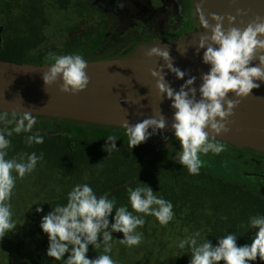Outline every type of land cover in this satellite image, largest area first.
I'll return each instance as SVG.
<instances>
[{
  "label": "clouds",
  "instance_id": "clouds-1",
  "mask_svg": "<svg viewBox=\"0 0 264 264\" xmlns=\"http://www.w3.org/2000/svg\"><path fill=\"white\" fill-rule=\"evenodd\" d=\"M205 2L200 0L196 5L200 26L206 30V34L199 38L196 52L199 54L201 49H206L203 63L211 67L202 74L199 98L195 76H190L179 91L167 82L165 67L181 80L190 75L174 66L167 45L151 47L146 53L149 58L159 57L165 62L159 70H151V76L156 80V88L162 98L166 94L172 101L171 107L175 111L171 127L181 146L177 152L178 163L187 168L191 175H199L204 167L205 161L201 155H219L226 151V145L217 137L231 131L228 127L230 117L235 115L241 100L249 97L253 89L260 88V84L255 81H264V17L257 15L245 27H237L236 16L246 14L242 9H237L236 16L217 13L206 15ZM225 20L228 22L227 28L224 26ZM255 60L259 64L251 66ZM45 68L47 70L43 72L42 78L46 88L58 84L61 92L78 95L91 82L86 71L88 61L80 54L58 55L49 52L45 57ZM230 93L236 99H230ZM36 123L37 116L31 112L12 110L10 118L9 110L0 109V125H4L0 127V240L17 226L12 219L14 212L11 204L17 179L23 180L30 175L38 162L44 159L43 153L37 155L35 152H24L9 158V149L12 147L10 137L13 134L32 133ZM167 126V118L161 109L142 122L133 125L125 119L121 125L128 146L132 149L147 142L160 130H166ZM163 138L168 139L167 136ZM117 139L115 135L107 136L108 143L104 150L110 155L119 150L116 147ZM25 143L29 147L43 144L44 138L38 132L32 133L25 137ZM127 191L132 211L127 206L117 207L114 197L109 198L107 194L97 196L87 183L75 185L68 193L65 205L52 207L42 217L40 227L49 238L47 256L62 264H118L110 255L113 232L123 233L124 239H116L119 244L129 248L138 247L144 236L137 229L145 225L144 217L154 216L164 227L175 219L173 203L157 196L146 183L129 187ZM114 210L115 222L110 223L109 217ZM36 211L43 212V208L37 207ZM222 219L227 220V217ZM241 227L258 229L250 244L238 246L237 235L229 233L219 237L218 244L213 245L208 238H201L200 231H196L180 240L178 247L190 250V264H250L258 258L264 261V215L250 216L247 224ZM89 245L94 246L96 251L103 246V254L89 259ZM66 253H70L67 259Z\"/></svg>",
  "mask_w": 264,
  "mask_h": 264
},
{
  "label": "water",
  "instance_id": "water-1",
  "mask_svg": "<svg viewBox=\"0 0 264 264\" xmlns=\"http://www.w3.org/2000/svg\"><path fill=\"white\" fill-rule=\"evenodd\" d=\"M81 1L119 20L117 27L96 40L93 45L95 51L117 46L131 32H140L141 35L127 42L116 53L101 58L89 59L86 55L83 56L86 51L83 49L80 54L88 61L86 71L91 82L78 95L61 92L58 84L46 88L42 78L43 72L47 70L45 62L19 63L0 59V109L9 110V113L12 110L28 111L38 119L49 120L51 127L68 132L75 138L97 141H105L108 135H113L109 129L125 131L121 127L125 119L134 125L151 118L161 109L168 126L157 134L174 136L171 127L175 111L171 107L172 101L166 94L162 98L156 88V80L151 76V70H159L165 62L159 57L149 58L146 53L151 47L167 45L174 66L190 74L181 80L165 67L167 82L179 91L190 76H195L199 98L202 74L207 73L211 67L203 63L206 49H201L199 54L196 52L200 36L206 34V30L200 26L199 14L196 13V5L200 0ZM121 4L123 7H120ZM237 9H242L246 14L236 16ZM204 10L206 15L217 13L236 16V26L243 28L257 15L264 17V0H206ZM152 20H157L160 28L166 27L169 30L156 32L150 37L142 36ZM224 26L228 27L227 20ZM1 46H4L3 26L0 27ZM89 50L87 48V52ZM258 64L259 61L255 60L251 66ZM255 82L260 84V88L253 89L249 97L241 100L235 109V115L230 117L228 127L231 131L217 139L234 153L264 160V81ZM229 98L236 99L231 93ZM63 122L77 126H60ZM151 141L168 151L167 160L144 176L119 186L108 194L109 197L143 182L166 167H183L178 163L177 151L170 141ZM201 159L205 161L201 170L264 197V169L225 151L219 155H201ZM256 231L258 229L254 234ZM45 257L46 253L43 261Z\"/></svg>",
  "mask_w": 264,
  "mask_h": 264
},
{
  "label": "rangeland",
  "instance_id": "rangeland-1",
  "mask_svg": "<svg viewBox=\"0 0 264 264\" xmlns=\"http://www.w3.org/2000/svg\"><path fill=\"white\" fill-rule=\"evenodd\" d=\"M54 1L0 0V21L10 23L4 31V43L10 40L16 41L19 45L22 41L28 40L33 29L30 25L36 24L33 11L38 9L42 11L38 20L47 21L49 24L46 25V29L41 30L42 39L31 44L32 53L38 56L44 52L64 55L69 38L77 37L78 32L74 34L68 32L67 29L74 24L70 19L64 18L66 12L59 9ZM67 2L68 0H65L64 4ZM36 132L43 133L32 130V133ZM32 133H21L11 137L14 140H11L9 158L24 152L29 154L35 152L37 155L43 153L44 159L38 162L35 171L30 175L23 180L17 179L11 199L14 212L12 219L17 226L0 240V264H39L40 252L47 237L40 227L42 215L48 209L50 212L52 207L65 205L68 193L77 184H89L97 196L107 194L123 181L110 180L113 177L109 179V176H116V172L126 169L125 164H117L121 163L119 161L113 169H106L104 166L100 170L96 168V165L100 164L98 159L90 161L89 158H83L73 161L62 152L60 144L62 138L61 142L53 140L54 142L47 145L34 144L29 147L25 143V137ZM50 136H58V133L50 132ZM103 171L106 177L101 173ZM169 173L168 169L158 174L154 181L160 183L154 184L152 189L157 196L173 203L175 219L164 227L154 216L144 217L145 225L137 229L144 236L138 247L129 248L119 244L116 239H124V235L113 232V249L110 255L118 264H190V250L188 248L181 250L178 247L180 240L200 231L202 239L208 238L213 245H217L219 237L230 233L228 219L235 215L236 206L229 202L228 196L236 191L234 186L227 185L229 183L226 181L205 172L202 173L203 181L196 177L189 179L180 176L187 180L175 187L171 179L162 181L168 178ZM97 179L104 181L96 183L100 182ZM237 200L241 199L237 196ZM241 203L246 205L243 201ZM37 207H42L43 212L38 213ZM128 208H131V205ZM225 216L227 220L222 219ZM108 230L111 231V228ZM100 240L102 242V236ZM100 254H103V246L96 251L94 246L89 245L87 254L89 259H95ZM69 255L70 253H66L65 259ZM51 264L62 262L53 260ZM250 264H264V261L258 258Z\"/></svg>",
  "mask_w": 264,
  "mask_h": 264
},
{
  "label": "trees",
  "instance_id": "trees-1",
  "mask_svg": "<svg viewBox=\"0 0 264 264\" xmlns=\"http://www.w3.org/2000/svg\"><path fill=\"white\" fill-rule=\"evenodd\" d=\"M58 2L61 4L62 8L67 5L64 4L65 0L64 1L58 0ZM30 27L33 28L30 31L32 36L28 40L22 41L21 44L19 45L16 44V41L14 42L9 40L6 43H4L3 47L2 46L0 47L1 60H9L19 63L32 62L35 64H40L42 62H45V57L49 52H44L38 56L33 54L32 50L30 49V46L33 42H39L42 39V35H41L42 28L36 25L35 23L31 24ZM68 31H71V29H68ZM77 42L78 41L75 40L71 43L69 42L68 44H66L65 47L67 51L65 54H73V53L76 54L77 51L80 49V46L77 45ZM9 116L11 118V113H9ZM69 124L70 123L63 122L60 124V126H68ZM0 127H4V125H0ZM33 130L43 131V133L41 132L39 134L43 136L44 138L43 144L46 145L54 142L53 140L60 141V138H62V142L60 141L62 152L65 156L71 158L73 161L75 159L82 160L83 158H89L90 161L92 159H98L100 160V164L96 165V168L98 170L102 169L104 166L106 169H113L117 164H125L126 169L122 171L118 169L119 172L115 173L116 176H109V179L113 177L110 180H114V181L123 180V181L120 184H117V186L113 188L110 192H108L107 195L112 191H114L119 186L127 182L134 181L144 176L145 174L149 173L150 171L154 170L159 165L164 163L167 158L166 151L160 149L157 145H153L149 143L147 144L142 143L139 146L132 149L128 146V143L116 142V147L119 150L112 152L110 155L107 151L104 150L105 145L108 143V141H97L95 139H90V140L76 139L68 132H64L59 128L51 127V123L47 119L37 118V123L34 126ZM50 132L51 133L56 132L58 133V136H50ZM12 137H16V134H13ZM10 139L14 140L11 137ZM89 143H94L95 145H89ZM234 155L236 158L240 160L246 159L247 157H251L249 155H241V154H234ZM138 158L141 159L138 160ZM118 161L121 163H117ZM168 169L170 170L169 176L168 178H164L162 181H164L165 179H171L175 187H178L182 182H185L187 180L184 177H180V176H186L189 179H193V177H196V178H200V180L203 181L202 173L207 172V171L204 172V170H200L199 175H191L189 174L187 168L171 165L169 167L160 170L155 175L145 179L143 182L137 185L143 186L144 183H146L152 188L154 184L160 183L154 181L156 176L161 172H165V170ZM101 173L105 176L104 171ZM208 174L213 176L214 178H217L210 172H208ZM97 181L100 182H96V183H101L104 181V179H97ZM227 185H231L236 188V191L228 196L229 202L232 205H235L236 207L234 209L235 215L228 219L229 225L227 226H229L228 228L230 230V233H235L237 235L238 246L250 244L255 235L254 234L255 230L251 229L250 227H241V225L247 224L250 216L257 214L264 215V199L258 195L252 194L241 185L232 184V183H229ZM135 186L132 187L134 188ZM128 188H125L112 196L116 200L117 207L130 206L129 195L127 191ZM237 196L241 199L240 201L237 200ZM242 201L245 202L246 205L241 203ZM129 210L132 211L131 208H129ZM48 212L49 209L42 215V217L46 215ZM42 217L40 218L41 222H42ZM114 217H115V210L113 211L112 216L109 217L110 223H114ZM48 248H49V238L47 235L40 252L39 264H51L53 262L54 258H50L47 256ZM45 253H46V257L43 261V257Z\"/></svg>",
  "mask_w": 264,
  "mask_h": 264
},
{
  "label": "flooded vegetation",
  "instance_id": "flooded-vegetation-1",
  "mask_svg": "<svg viewBox=\"0 0 264 264\" xmlns=\"http://www.w3.org/2000/svg\"><path fill=\"white\" fill-rule=\"evenodd\" d=\"M60 1V0H59ZM55 5L66 12L65 19H70L71 22L74 24L72 27H69L68 29H71L70 32L71 34H74L75 32H78V36L74 37L71 36L69 38V42L73 41H78L77 45L81 46L80 49L77 51L76 54H80L83 49H86L84 52L83 56L86 55L87 58L92 59V58H101L105 56H109L113 53H116L118 50H120L127 42L131 41L133 38L140 36V32H131L129 36L125 38V41L118 44L115 47H111L109 49L103 50V51H95L93 49V45L96 42V40L103 34L112 31L115 27L118 26L119 20L117 17L111 15V14H106L98 9H96L94 6L91 4H87L85 2H82L81 0H68L67 5L62 8L61 4L58 2V0L54 1ZM42 15V11L35 9L33 11V19L35 20L36 24H38L41 28L46 29V25L49 24L47 21L44 20H38ZM150 24L146 27V29L143 31L142 36H147L150 37L156 32H167L169 28L162 27L160 28L158 26L157 20H152L149 22ZM34 24V23H33ZM10 23L8 22H2L0 21V27L7 28ZM67 29V30H68ZM3 47V46H2ZM87 48H89L90 52H87ZM81 55V54H80ZM77 126L75 124H69L68 126H63V127H74ZM80 127L82 125H79ZM86 128L85 126H82ZM97 128V127H96ZM87 129V128H86ZM113 135L117 136L118 139L116 142L119 143H128L127 137L125 136V131L119 130V129H109ZM167 136L168 141H170L173 144V148L175 151H180L181 146L178 140H176L175 136H170V135H159L155 134L151 136L146 144H153L157 145L160 149L164 150L163 148L160 147L159 144L154 143L151 141V139H156V140H165L163 137ZM74 137V136H73ZM76 139H79L76 137ZM81 140V139H80ZM87 140V139H83ZM107 141V140H105ZM166 151V150H164ZM167 152V158H168V151ZM227 153L235 156L234 154L238 153H232L231 150L226 148ZM245 155V154H243ZM252 157V156H251ZM247 157L246 159H243L245 161L251 162L253 165H255L257 168L264 169V160L257 159V158H251ZM166 158V160H167ZM141 158H138L140 160ZM165 160V161H166Z\"/></svg>",
  "mask_w": 264,
  "mask_h": 264
},
{
  "label": "bare ground",
  "instance_id": "bare-ground-1",
  "mask_svg": "<svg viewBox=\"0 0 264 264\" xmlns=\"http://www.w3.org/2000/svg\"><path fill=\"white\" fill-rule=\"evenodd\" d=\"M114 54V53H113ZM112 55V54H111Z\"/></svg>",
  "mask_w": 264,
  "mask_h": 264
}]
</instances>
